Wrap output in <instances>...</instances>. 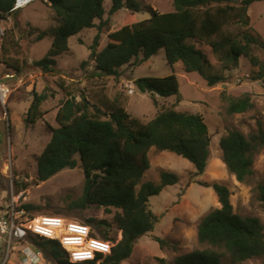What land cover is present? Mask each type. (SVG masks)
<instances>
[{"label": "trees", "instance_id": "1", "mask_svg": "<svg viewBox=\"0 0 264 264\" xmlns=\"http://www.w3.org/2000/svg\"><path fill=\"white\" fill-rule=\"evenodd\" d=\"M48 4L60 23L53 30V42L47 53L33 62L44 73H57L58 57L69 51L70 38L84 29L96 28L90 46V60L96 63V77L118 76L126 65L141 64L164 49L167 63L174 69L181 62L184 71L197 73L208 86L226 82L225 74L239 68L245 58L251 67V80L259 81L264 89V38L255 30L249 17L250 6L264 0H173L174 9L161 12L152 6L142 7L137 0H42ZM15 0H0V18L7 21L14 15V27L5 28L2 35L0 62L7 71L21 74L28 61L17 58L20 38L15 34L17 12L11 11ZM122 8L128 13L121 28L111 30V15ZM146 11L150 17L136 20L135 13ZM108 16L106 17V14ZM108 33L107 45L99 50L101 34ZM49 34L40 32L37 39ZM208 46L221 64L220 72L209 71V59L198 47ZM7 74V73H6ZM13 74V73H11ZM141 93L180 99L178 75L143 76L135 80ZM64 99L56 114L58 126L50 127L51 139L37 160V181H46L64 169H73L79 162L84 170L82 194L69 202V211H78L103 238H109L106 229L114 224L121 232L112 253L103 260L72 263L58 241L34 238L33 247L45 258L57 264H120L128 259L140 236L154 229L156 215L149 198L179 181L176 173L162 171L160 182H141L151 167L150 150L174 152L194 164L203 174L211 159V135L202 114L181 112L173 107L162 108L147 123L132 116L119 104L100 106L88 97L77 99L63 83L58 84ZM33 100L26 113L29 126L42 118L41 110L48 93L33 91ZM54 95L53 92L50 93ZM253 107L250 94L230 98L228 111L241 113ZM264 147V128L245 135L230 130L220 139L222 160L239 182L248 183L254 175L255 155ZM77 157L79 159H77ZM140 185V186H139ZM139 186V188H137ZM220 207L206 213L198 225V240L205 247L176 257L175 264H240L245 260L264 256V223L258 216L240 215L231 202L227 185H211ZM264 204V182L254 188ZM33 212L38 206L27 203ZM114 211L112 223L106 219L86 217L90 209ZM37 213V212H33ZM70 219L69 215L55 213ZM163 248L165 239L156 237ZM1 257V254H0Z\"/></svg>", "mask_w": 264, "mask_h": 264}, {"label": "rangeland", "instance_id": "2", "mask_svg": "<svg viewBox=\"0 0 264 264\" xmlns=\"http://www.w3.org/2000/svg\"><path fill=\"white\" fill-rule=\"evenodd\" d=\"M137 1L142 7L152 6L161 12L174 9L173 0ZM105 6L108 11L111 2L107 0ZM127 13L128 9L122 8L111 15L110 31L122 27ZM149 17L146 11L135 13L136 20ZM249 17L252 26L264 38V1L250 6ZM13 18L14 15L1 22V27L4 30L14 27ZM16 19L19 24L14 32L21 44L17 58L26 59L28 64L21 74H17L7 71V67L0 62V83L9 84L6 102L0 99V204L9 199L13 182L16 192L23 190L29 203L38 206L33 212L56 215L59 211L77 220H85L81 213L67 208L69 202L83 191L85 175L80 162L77 167L64 169L46 181L36 180L37 160L51 139L50 127L58 126L56 114L64 99L58 84L63 83L78 100L84 95L100 106L108 107L112 103L122 105L144 123L154 118L162 108L173 107L181 112L202 114L209 128L211 159L203 174H198L192 162L174 152L156 148L150 150L151 167L141 182L159 183L162 171L176 173L179 181L165 186L158 195L149 198L150 207L156 215L154 229L138 238L131 256L120 264H175L177 256L204 248L205 245L198 240L197 230L202 217L220 207L216 192L209 186L215 182L228 186L235 212L243 216H258L264 223V204L259 201L254 189L258 183L264 182V147L255 155L254 175L248 183L239 182L229 172L220 148L221 137L230 130H240L249 135L257 132L259 127L264 128V89L259 81L251 80L253 67L245 58L241 59L239 68L225 72L229 76L228 81L214 86H208L197 73L185 72L181 62L173 69L166 61L164 49L141 64L123 66L118 76L96 77L95 61L82 65L89 58L90 46L97 33L96 28H91L70 38L69 51L58 57L57 73L47 74L35 67L33 62L42 58L52 45L53 30L60 26L55 12L42 0H36L18 10ZM44 31L49 34L37 39L38 34ZM110 31L101 34L99 50L107 45ZM198 47L210 61L209 71L220 72L221 64L210 48L203 43ZM6 73H13L14 76L5 78ZM172 73L179 78V100L177 96L162 98L157 95L155 102L148 93H141L134 83L143 76H168ZM34 90L38 93L45 90L48 95L41 106L43 117L28 126L25 118ZM246 93L250 94L253 107L241 113H230V98L236 99ZM113 215L114 211L108 213L104 208L85 212L86 217L106 219L110 223ZM106 231L113 243L122 237L114 224ZM156 237L165 239L163 248ZM7 264H19L17 254H12ZM40 264L57 263L43 256ZM240 264H264V256Z\"/></svg>", "mask_w": 264, "mask_h": 264}, {"label": "built area", "instance_id": "3", "mask_svg": "<svg viewBox=\"0 0 264 264\" xmlns=\"http://www.w3.org/2000/svg\"><path fill=\"white\" fill-rule=\"evenodd\" d=\"M34 1L36 0H15L11 11L22 9ZM1 22L3 20L0 18V24ZM3 30L0 25V36L4 34ZM13 76L6 74L5 78ZM8 93L9 84L0 83V99L4 103ZM12 183L9 199L0 204V264H7L12 254H17L19 264H40L43 256L41 251L33 247L34 238L58 241L72 263H100L112 253L116 243L95 234L97 231L85 222L27 210L25 205L29 203L28 197L23 190L16 192Z\"/></svg>", "mask_w": 264, "mask_h": 264}, {"label": "crops", "instance_id": "4", "mask_svg": "<svg viewBox=\"0 0 264 264\" xmlns=\"http://www.w3.org/2000/svg\"><path fill=\"white\" fill-rule=\"evenodd\" d=\"M20 10V9H19ZM53 42V41H52Z\"/></svg>", "mask_w": 264, "mask_h": 264}]
</instances>
